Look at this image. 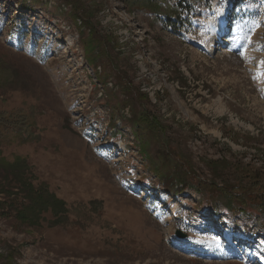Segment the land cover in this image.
I'll return each mask as SVG.
<instances>
[{
  "label": "rangeland",
  "instance_id": "rangeland-1",
  "mask_svg": "<svg viewBox=\"0 0 264 264\" xmlns=\"http://www.w3.org/2000/svg\"><path fill=\"white\" fill-rule=\"evenodd\" d=\"M20 1L0 0V77L17 75L0 106L33 115L40 139L0 151L27 156L35 184L69 211L63 222L49 209L22 223L7 216L15 195L0 189L5 262L257 264L264 244L233 235L245 249L235 254L224 233L237 229L196 212L195 186L174 183L177 197L126 187L162 186L156 167L175 163L192 181L210 179L208 161L225 156L264 175V0H233L227 13L225 0H188L179 31L149 15L161 8L147 14L125 0Z\"/></svg>",
  "mask_w": 264,
  "mask_h": 264
},
{
  "label": "trees",
  "instance_id": "trees-1",
  "mask_svg": "<svg viewBox=\"0 0 264 264\" xmlns=\"http://www.w3.org/2000/svg\"><path fill=\"white\" fill-rule=\"evenodd\" d=\"M28 1V0H27ZM130 6L137 5L145 9L161 8L163 13L146 12L152 15L155 20L160 21L165 27L173 28L178 31L177 26L184 22L181 12L189 10L194 1L188 0H125ZM37 5H43L40 1L35 2ZM21 6L33 7L34 4L28 5L25 0L20 1ZM90 46V45H89ZM0 66H4V62L0 60ZM6 70L7 68L4 67ZM17 75L4 73L0 77V89L10 87L12 80ZM23 109L6 111L0 106V145H14L17 142L21 144L31 143L40 139V134L37 133V123L35 117ZM144 117V118H143ZM143 120L138 121L136 129L142 127L148 121L145 115H142ZM231 150V149H230ZM232 155V154H231ZM187 163V162H186ZM214 175L210 179L191 180V176L195 174L189 169L188 171H178V163L172 166L169 171L161 167H156V173L163 180L162 187L170 195L177 196L181 189L176 191L174 183L182 184L185 187L188 185L195 186L201 194L197 212L203 213L205 210H210L221 217L225 212L240 216L248 227L251 225L257 226L256 219L260 216L264 219V175L260 170L244 164L242 161L236 160L235 157L211 161ZM153 163V167H154ZM190 166V165H189ZM164 170V171H163ZM35 173L29 163V159L25 155L10 154L4 156L0 151V189L7 192H12L15 197L13 202L18 206L9 211L7 216L11 219L21 220L22 223L29 221L34 222L42 216L47 210L54 211V220L65 221L68 219V208L64 200L49 195L47 189L42 185H36L34 181ZM223 181V183H222ZM7 185V186H6ZM6 186V188H4ZM181 194V193H180ZM21 198V200L18 199ZM17 200V202H16ZM28 201V204L24 202ZM96 201L91 202L92 208H97ZM258 222V221H257ZM264 228V227H263ZM14 251H11V257ZM11 262V260L9 259ZM0 264H10L0 256Z\"/></svg>",
  "mask_w": 264,
  "mask_h": 264
},
{
  "label": "bare ground",
  "instance_id": "bare-ground-1",
  "mask_svg": "<svg viewBox=\"0 0 264 264\" xmlns=\"http://www.w3.org/2000/svg\"><path fill=\"white\" fill-rule=\"evenodd\" d=\"M232 1L233 0H226L225 2H224V5L221 7L223 10H225V9H228V7H229V5L230 4H228L229 2H231V4H232ZM223 10H221L219 13H221V12H223ZM220 15V14H219ZM224 25H221V26H219L218 28H216V29H213L212 28V32L211 33H213L214 34V41L216 42V43H218V40H219V38L220 37H222L221 36V33H224L225 34V29H224ZM223 39V38H222ZM214 42V43H215ZM221 42V39L219 40V43Z\"/></svg>",
  "mask_w": 264,
  "mask_h": 264
},
{
  "label": "snow or ice",
  "instance_id": "snow-or-ice-1",
  "mask_svg": "<svg viewBox=\"0 0 264 264\" xmlns=\"http://www.w3.org/2000/svg\"><path fill=\"white\" fill-rule=\"evenodd\" d=\"M261 66L264 68V61L261 62ZM261 75L264 76V71H262Z\"/></svg>",
  "mask_w": 264,
  "mask_h": 264
}]
</instances>
